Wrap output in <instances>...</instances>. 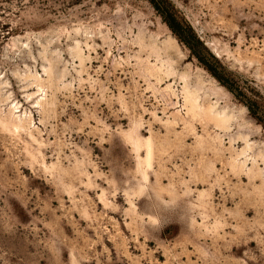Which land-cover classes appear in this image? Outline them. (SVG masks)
Segmentation results:
<instances>
[{
  "label": "rangeland",
  "instance_id": "obj_1",
  "mask_svg": "<svg viewBox=\"0 0 264 264\" xmlns=\"http://www.w3.org/2000/svg\"><path fill=\"white\" fill-rule=\"evenodd\" d=\"M170 1L0 0V264H264V0Z\"/></svg>",
  "mask_w": 264,
  "mask_h": 264
},
{
  "label": "trees",
  "instance_id": "obj_2",
  "mask_svg": "<svg viewBox=\"0 0 264 264\" xmlns=\"http://www.w3.org/2000/svg\"><path fill=\"white\" fill-rule=\"evenodd\" d=\"M155 8L161 13L163 19L165 22L169 25V27L177 34L181 39L183 38V35H187V37L190 40L182 39L184 40L191 48H194L192 42H195L197 45L201 44L200 40L197 38V35L193 29V27L184 21L175 10L172 2L170 0H150ZM195 50V49H193ZM196 52V51H195ZM200 60L207 66V69L215 76L217 77L221 82H225L224 79L220 76L218 72V68L220 66V63L217 59L213 58V63H209L204 59V57L198 55ZM226 83V82H225ZM249 108L254 116H257L254 110V107L249 104ZM260 120V119H259ZM264 122V121H263Z\"/></svg>",
  "mask_w": 264,
  "mask_h": 264
}]
</instances>
